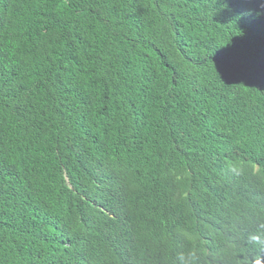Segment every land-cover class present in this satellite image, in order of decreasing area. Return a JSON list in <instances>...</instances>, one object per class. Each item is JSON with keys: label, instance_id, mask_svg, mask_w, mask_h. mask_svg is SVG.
Segmentation results:
<instances>
[{"label": "trees", "instance_id": "trees-1", "mask_svg": "<svg viewBox=\"0 0 264 264\" xmlns=\"http://www.w3.org/2000/svg\"><path fill=\"white\" fill-rule=\"evenodd\" d=\"M242 219L264 0H0V264H211Z\"/></svg>", "mask_w": 264, "mask_h": 264}, {"label": "clouds", "instance_id": "clouds-1", "mask_svg": "<svg viewBox=\"0 0 264 264\" xmlns=\"http://www.w3.org/2000/svg\"><path fill=\"white\" fill-rule=\"evenodd\" d=\"M232 164L236 171L234 177H238L241 182L248 181L246 180L248 177L253 180L260 169L257 164L242 156H234ZM244 220L247 219L238 221L240 225L228 231L229 238L233 242L227 238L217 248L213 258H210L212 245L205 248L204 255L211 259V264H264V221L256 220L242 226ZM240 238L242 239L238 243Z\"/></svg>", "mask_w": 264, "mask_h": 264}]
</instances>
